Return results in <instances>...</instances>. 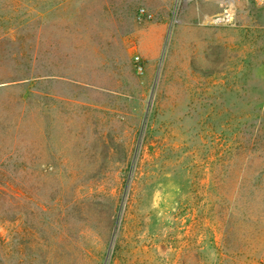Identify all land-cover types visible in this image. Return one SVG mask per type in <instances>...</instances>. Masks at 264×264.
Here are the masks:
<instances>
[{"label":"rangeland","instance_id":"obj_1","mask_svg":"<svg viewBox=\"0 0 264 264\" xmlns=\"http://www.w3.org/2000/svg\"><path fill=\"white\" fill-rule=\"evenodd\" d=\"M0 264H264V0H0Z\"/></svg>","mask_w":264,"mask_h":264},{"label":"built area","instance_id":"obj_2","mask_svg":"<svg viewBox=\"0 0 264 264\" xmlns=\"http://www.w3.org/2000/svg\"><path fill=\"white\" fill-rule=\"evenodd\" d=\"M139 15L140 16H145L146 12L144 11V9H140L139 10ZM148 17H150V15H147ZM133 63H134V68L137 72H142L143 70V63L141 61V59L138 56H134L133 57Z\"/></svg>","mask_w":264,"mask_h":264}]
</instances>
